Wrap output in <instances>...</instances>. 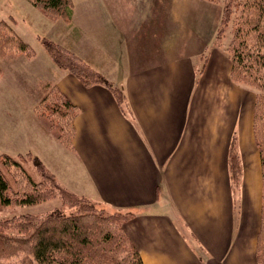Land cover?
Returning a JSON list of instances; mask_svg holds the SVG:
<instances>
[{
  "label": "crops",
  "instance_id": "1",
  "mask_svg": "<svg viewBox=\"0 0 264 264\" xmlns=\"http://www.w3.org/2000/svg\"><path fill=\"white\" fill-rule=\"evenodd\" d=\"M105 1V13L90 14L100 22L80 24L73 8L65 47L108 85L86 86L52 62L56 81L45 86L57 85L80 111L73 147L59 142L69 165L49 171L72 193L132 214L124 229L144 264H259L256 94L232 80L220 46L201 51L194 0ZM110 86L123 91L125 106Z\"/></svg>",
  "mask_w": 264,
  "mask_h": 264
},
{
  "label": "trees",
  "instance_id": "2",
  "mask_svg": "<svg viewBox=\"0 0 264 264\" xmlns=\"http://www.w3.org/2000/svg\"><path fill=\"white\" fill-rule=\"evenodd\" d=\"M28 1L51 16L71 22L74 10L72 0ZM230 23L233 27L230 42L226 45L218 43V46L232 61V80L256 94L253 130L263 178L256 256L258 263L264 264V0H224L218 27L219 37L224 35ZM43 43L54 63L62 70L74 73L86 86L96 83L108 85L100 74L84 65L69 50H59L58 45L47 38L43 39ZM12 47L26 57H32L35 53L33 47L17 34L7 20H2L0 55ZM199 68L201 73L203 65ZM111 88L119 104L125 106L123 91ZM36 111L46 118L60 143L72 148L76 133L74 120L79 114V107L57 85L48 84ZM29 159L33 162L37 180L23 166ZM229 165L232 184L235 186L241 177V166L234 142ZM54 197L60 198L62 207L70 208L72 212L57 207L43 214L26 213L0 220V264H144L124 229L125 222L132 214L116 211L108 215L100 212L99 204L69 191L31 153H21L17 158L9 154L1 156L0 199L3 205H35ZM16 259L20 260L17 262Z\"/></svg>",
  "mask_w": 264,
  "mask_h": 264
},
{
  "label": "rangeland",
  "instance_id": "3",
  "mask_svg": "<svg viewBox=\"0 0 264 264\" xmlns=\"http://www.w3.org/2000/svg\"><path fill=\"white\" fill-rule=\"evenodd\" d=\"M73 1L75 19L80 24H87L94 19L100 22L99 18H94L90 14L107 11L105 0ZM187 1L192 2V0ZM194 1L193 20L196 21L195 32L200 37L197 44H201V51L213 44H228L232 37L231 23L226 27L224 35L218 36L221 7L224 0L217 2ZM185 3L190 5L189 7L193 6L192 3L185 1L184 5ZM197 7H199L198 10ZM2 20H7L17 34L33 47L35 53L32 57H26L12 47L6 49L4 55H0V160L3 154L17 158L21 153H31L40 159L48 170L61 174L63 168L69 165L67 150L59 143L56 133L49 128L46 118L36 111V106L43 96L46 82L56 81V73L54 65H52L54 61L50 57L43 39L47 38L53 41L58 45L59 50H68L65 47V34L70 32L65 25L67 22L61 17H54L39 10L28 0H0V21ZM190 22V18L187 17L186 24ZM95 23L97 24V22ZM195 36L197 37V35ZM191 41L192 38H189L188 42L191 43ZM23 166L35 180L38 179L31 159ZM62 177L64 176L62 175ZM240 184L241 177L239 182L233 186L235 195L238 193ZM62 206L63 203L58 197L35 205H16L15 203L3 205L0 199V220L26 213L43 214L57 207L69 213L72 212V209ZM98 209L104 214L114 213L100 205ZM19 260L16 259L17 262Z\"/></svg>",
  "mask_w": 264,
  "mask_h": 264
}]
</instances>
